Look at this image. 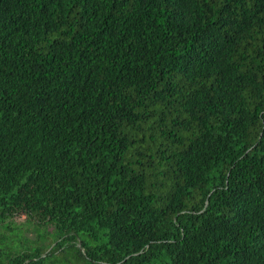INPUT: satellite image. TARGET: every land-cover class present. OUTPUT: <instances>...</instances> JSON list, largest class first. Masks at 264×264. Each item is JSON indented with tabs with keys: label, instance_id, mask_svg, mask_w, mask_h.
Masks as SVG:
<instances>
[{
	"label": "trees",
	"instance_id": "obj_1",
	"mask_svg": "<svg viewBox=\"0 0 264 264\" xmlns=\"http://www.w3.org/2000/svg\"><path fill=\"white\" fill-rule=\"evenodd\" d=\"M0 264H264V0H0Z\"/></svg>",
	"mask_w": 264,
	"mask_h": 264
}]
</instances>
